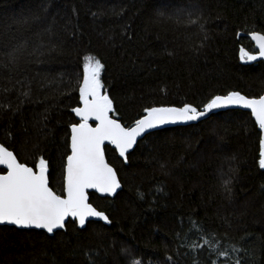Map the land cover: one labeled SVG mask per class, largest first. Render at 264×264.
Listing matches in <instances>:
<instances>
[{"label":"trees","instance_id":"trees-1","mask_svg":"<svg viewBox=\"0 0 264 264\" xmlns=\"http://www.w3.org/2000/svg\"><path fill=\"white\" fill-rule=\"evenodd\" d=\"M251 30L264 31V0H0V143L28 166L48 159L59 194L86 56L105 64V90L132 124L145 107L263 95L264 60L239 59L241 46L254 47ZM249 113L153 131L127 164L109 151L122 188L91 202L111 224H69L53 235L0 225V264H264L262 134ZM213 237L228 258L194 247Z\"/></svg>","mask_w":264,"mask_h":264},{"label":"snow or ice","instance_id":"snow-or-ice-1","mask_svg":"<svg viewBox=\"0 0 264 264\" xmlns=\"http://www.w3.org/2000/svg\"><path fill=\"white\" fill-rule=\"evenodd\" d=\"M200 27L203 30L204 26ZM240 35L237 33V37ZM246 35L254 47L248 50L241 46L240 61L264 60V31L251 30ZM20 50L18 46L8 53L10 62L18 59ZM82 68V78L77 84L79 106L71 109L79 119L70 125L62 192L58 194L49 186V160L43 155L34 156L32 166H28L20 162L14 148L0 143V224L42 229L48 234L66 231L69 224L83 229L91 219L111 224L109 215L91 202L95 194H100L97 198L106 199L118 195V190L122 188L118 170L109 163L107 153L118 154L115 158L127 164L130 150L147 131L168 124L198 121L221 108L235 106L250 110L249 115L262 134L258 164L260 169H264V95L248 98L239 91H229L224 95L210 96L202 107L189 103L145 107L143 115L134 119L132 124H126L121 121L113 99L105 90L102 79L105 64L102 60L86 56ZM230 184L231 179L224 181L225 191L229 194ZM204 246H208L209 256L214 253L218 257H229L228 250H220L219 241L214 237L194 247L203 250ZM241 250L235 245L232 247L233 252ZM167 259L171 261L172 257ZM132 264H141V261L133 260ZM211 264H218V261L212 260ZM233 264H241V259H235Z\"/></svg>","mask_w":264,"mask_h":264},{"label":"water","instance_id":"water-1","mask_svg":"<svg viewBox=\"0 0 264 264\" xmlns=\"http://www.w3.org/2000/svg\"><path fill=\"white\" fill-rule=\"evenodd\" d=\"M263 95H264V94H263ZM248 98H250V97H248ZM231 109H239V110H245V111L250 112V110H248V109H243V108L235 107V106H233V107H227V108H221V109H217V110H214V111L210 112L206 117L201 118V119L198 120V121L186 122V123L168 124V125L162 126V127H160V128H157V129L149 130V131H147V132L143 135L142 138H144L147 134H149V133H151V132H153V131H156V130H160V129H164V128H168V127L185 126V125H190V124L198 123L199 121H202V120L208 118L209 116H211V115L214 114V113H217V112H220V111L231 110ZM142 138H138V142H139V140H141ZM137 144H138V143H137ZM137 144H136V145H137ZM136 145L134 146V148L136 147ZM134 148H133V149H134ZM133 149L130 150V152L133 151ZM130 152H129V153H130ZM109 163H110V162H109ZM110 164H111V163H110ZM49 186H50V185H49ZM50 187H51V186H50ZM52 190H53V189H52ZM53 191H54V190H53ZM118 191H119V190H118ZM54 192H55V191H54ZM98 195H100V194H98ZM91 220L99 221V220H96V219H91ZM91 220H90V221H91ZM0 225L15 226V225H10V224H0ZM15 227H17V226H15ZM21 229H22V228H21ZM30 229H34V228H30ZM41 230H42V229H41ZM44 231H45V230H44ZM50 235H53V234H50Z\"/></svg>","mask_w":264,"mask_h":264}]
</instances>
